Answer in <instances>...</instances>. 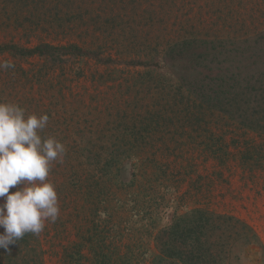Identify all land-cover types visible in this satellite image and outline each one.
<instances>
[{"label": "rangeland", "instance_id": "374dc122", "mask_svg": "<svg viewBox=\"0 0 264 264\" xmlns=\"http://www.w3.org/2000/svg\"><path fill=\"white\" fill-rule=\"evenodd\" d=\"M12 44L71 47L0 51L14 65L0 102L47 114L40 135L66 153L46 178L58 219L0 249V264H154L156 237L193 210L257 237L227 264H264V134L196 94L209 77L264 73V0H0V45Z\"/></svg>", "mask_w": 264, "mask_h": 264}, {"label": "trees", "instance_id": "16d2710c", "mask_svg": "<svg viewBox=\"0 0 264 264\" xmlns=\"http://www.w3.org/2000/svg\"><path fill=\"white\" fill-rule=\"evenodd\" d=\"M191 44L193 43L186 41L178 47L187 48ZM70 49L71 47L58 48L49 44H40L32 49L13 44L0 45L1 52H9L22 58L36 56L49 58L54 56V52L59 50L68 52ZM205 52L203 51L196 58L209 62L210 55ZM211 63L215 64L213 60ZM254 72H246L247 76L242 81L235 74L223 78L209 77L196 90V94H199L205 102L202 106L227 114L244 127L264 134V73ZM253 81L259 84V88L250 86L246 89L245 86L253 85ZM203 88L204 90L199 93L198 90ZM240 90H242L241 94H237ZM240 95L249 97L250 100L254 99L255 107L251 108L252 103H249L248 107L241 108L238 105ZM240 224L246 233L250 232L246 225L234 217L217 215L204 210H193L187 214L175 216L156 237L158 255L154 259V264H227L237 245L244 243L247 246L246 242L257 241L254 235L241 238V233L237 230ZM20 242L23 244L22 241ZM18 244H20L19 240L12 248H18ZM101 246L102 244L99 248Z\"/></svg>", "mask_w": 264, "mask_h": 264}, {"label": "clouds", "instance_id": "9594fccd", "mask_svg": "<svg viewBox=\"0 0 264 264\" xmlns=\"http://www.w3.org/2000/svg\"><path fill=\"white\" fill-rule=\"evenodd\" d=\"M8 61L0 69L12 68ZM47 114H26L15 103L0 102V249L27 233L39 234L55 223L59 205L55 186L47 181L54 161L63 162L66 148L54 137H42ZM10 189H15L11 191Z\"/></svg>", "mask_w": 264, "mask_h": 264}]
</instances>
